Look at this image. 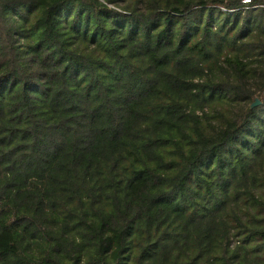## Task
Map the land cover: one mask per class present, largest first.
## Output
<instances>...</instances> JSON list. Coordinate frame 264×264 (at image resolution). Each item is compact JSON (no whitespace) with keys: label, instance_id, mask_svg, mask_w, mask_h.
I'll use <instances>...</instances> for the list:
<instances>
[{"label":"trees","instance_id":"1","mask_svg":"<svg viewBox=\"0 0 264 264\" xmlns=\"http://www.w3.org/2000/svg\"><path fill=\"white\" fill-rule=\"evenodd\" d=\"M243 1L0 0V264H264Z\"/></svg>","mask_w":264,"mask_h":264},{"label":"water","instance_id":"2","mask_svg":"<svg viewBox=\"0 0 264 264\" xmlns=\"http://www.w3.org/2000/svg\"><path fill=\"white\" fill-rule=\"evenodd\" d=\"M258 104V100H256L253 104H252V106H255V105H257Z\"/></svg>","mask_w":264,"mask_h":264},{"label":"built area","instance_id":"3","mask_svg":"<svg viewBox=\"0 0 264 264\" xmlns=\"http://www.w3.org/2000/svg\"><path fill=\"white\" fill-rule=\"evenodd\" d=\"M243 2H245V3H248V2H249V0H244Z\"/></svg>","mask_w":264,"mask_h":264}]
</instances>
